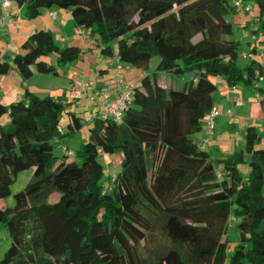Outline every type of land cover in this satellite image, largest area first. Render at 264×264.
Returning a JSON list of instances; mask_svg holds the SVG:
<instances>
[{
    "label": "trees",
    "instance_id": "obj_1",
    "mask_svg": "<svg viewBox=\"0 0 264 264\" xmlns=\"http://www.w3.org/2000/svg\"><path fill=\"white\" fill-rule=\"evenodd\" d=\"M7 1L27 19L50 8L68 11L101 55L144 76L121 120L93 119L87 142L73 153L64 150L61 160L53 144L82 128L80 117L68 112L61 132L67 104L27 91L0 103V119H8L0 125V203L18 174L31 172L13 207L0 206L11 241L0 264H264V126L260 133L248 126L243 150L216 162L195 137L216 106L212 78L264 94V59L258 70L236 67L239 41L227 21L245 14L243 28L264 43V0ZM236 2L250 11L241 13ZM251 53H258L255 46ZM80 56L76 47L58 46L49 30H36L11 62L0 56V78L11 67L24 80L56 75ZM161 74L172 77V86L158 83ZM100 153L121 154L107 188L100 183ZM243 163L245 176L238 169ZM53 194L58 198L50 204ZM230 219L238 242L228 256ZM155 229L167 243L149 259L141 243Z\"/></svg>",
    "mask_w": 264,
    "mask_h": 264
},
{
    "label": "crops",
    "instance_id": "obj_2",
    "mask_svg": "<svg viewBox=\"0 0 264 264\" xmlns=\"http://www.w3.org/2000/svg\"><path fill=\"white\" fill-rule=\"evenodd\" d=\"M67 12L68 11L62 12L58 8H50L49 10L42 11L35 19H27L23 16L21 8H19L16 4L10 3L8 7L3 8L0 0V18H5L6 20V24L0 28V31H3L5 36L9 38L10 44V48L8 46L9 49H7L8 52L6 55L17 52L19 47L16 48L15 45H17L18 41L20 40L22 43V41L28 38L32 32L40 29L49 30L53 34L54 40L58 46L76 47L81 51V56L77 61L57 68L56 75L54 76L58 79L61 78L58 74V71L60 70L63 74L62 78L67 83L57 86V90L55 92L49 90L48 87L41 84V80L45 81L48 75L35 74L31 78L24 80L18 75L17 71L11 67L8 74L0 78V103L7 106L14 101L22 99L24 97V93L27 91L28 93L37 94L43 98H55V101H61L62 103L67 104L68 108L65 109V114L68 112L75 115L79 114L82 117V119L80 118V121H82L81 123L89 124L93 122V119L99 118L102 111V99L99 92L102 91L107 93L109 99L114 100L122 90L116 85L118 79L122 80L124 85H136L139 83L144 74H142V71L138 69L131 68L126 64L120 63L123 69L120 71L118 77L114 76L113 71L118 65V60L115 57L109 58L101 55L99 48L96 47V44L89 35V32L75 26L71 18L67 17ZM51 14H55V17L52 18ZM20 18L22 20H20ZM238 18L243 19V17ZM248 19L249 18H244L239 25L243 27L245 25L244 23L248 22ZM13 43L15 44L14 49ZM164 76H168L169 80H172L170 75L161 74L158 78L159 84L161 83L160 77ZM87 81L95 83V90L83 93L81 99L79 100L71 99L69 97L71 89H73L77 83ZM216 88L217 91L214 101L219 113L218 118L220 115L222 116L225 114L224 116L227 124L233 126V128H235L234 124L236 123V118L238 119L237 125L239 123L243 125L245 121L248 123L251 118L253 120H261L264 122V94H260L259 99L256 101V99H254L256 91L253 89H249L247 91L246 89H237V87L229 88L225 85V83L220 86L218 85ZM59 92L62 93V100H59L57 94H55V97L52 98L54 93ZM90 97L95 99V106L90 104ZM247 108L248 110L245 111ZM228 110L232 111L231 113H235L236 115V118L233 117V122H231L227 117ZM241 112L243 113L242 115ZM66 122L67 119L62 122L64 127L66 126ZM248 125H253V123L250 122ZM216 126L214 129H216ZM223 131L226 132V130ZM220 139L221 136L218 133L217 136L214 137V140H209L207 144L209 147L208 151L214 145H218ZM59 142L60 140L56 141V143ZM64 150L71 152V150L62 147L61 151ZM222 155L223 156H221V158L225 159L231 154L227 151Z\"/></svg>",
    "mask_w": 264,
    "mask_h": 264
},
{
    "label": "rangeland",
    "instance_id": "obj_3",
    "mask_svg": "<svg viewBox=\"0 0 264 264\" xmlns=\"http://www.w3.org/2000/svg\"><path fill=\"white\" fill-rule=\"evenodd\" d=\"M60 11L64 12L65 10L60 9ZM244 15L245 14H242V16H244ZM67 17H70L69 12H67ZM232 19H233L232 17H227V21H229V22L234 21L235 25L233 28V38L239 41L238 56L236 59V67L237 68H244L245 66L252 64V66L255 68V70H258V64L259 63L261 64V62H262L260 55L262 53H264V43L260 42L261 37H253V35L249 31L245 30L242 26L239 25L240 22H242V20L244 18L243 19L242 18H235L233 20ZM20 20H22V19L20 18ZM249 42H252L253 43L252 46L256 47L257 52H258L257 54L251 53L252 46H251V44L249 45ZM14 45L15 44L13 43V49L15 46H16V48L19 47L21 45L20 40L18 41L17 45H15V46ZM8 46L10 48L9 38L5 36V33L3 31H0V56H7V61L11 62L13 53H9L8 55H6L8 52L7 49H9ZM243 55H247V58L243 57ZM45 61L48 64H54V60L52 57H46ZM157 61H158L157 58H153L150 61L149 69H148L149 72L153 71V68L157 64ZM59 69H62V68H59ZM58 74L61 78L58 79L54 75L53 76L48 75L46 77L45 81L41 80V82H42L41 84L48 87L49 90H52L53 92H55L57 90V86H61L62 84L67 83L62 78L63 74L60 70L58 71ZM142 74H143V72H142ZM160 79H161L160 84L162 86H165V87H169L170 85L172 86V82L169 80L168 76L160 77ZM173 80H175V78H173ZM212 81L214 82L216 87L218 85L220 86V85H223L225 83V81H223V79L221 77H214V78H212ZM225 85H226V83H225ZM236 87H237V89H240V90H242V89H246L247 91L249 90V88L243 87L242 85H237ZM55 94H57V96L59 97V100L63 99L61 92L54 93L52 95V98L55 97ZM256 94H254V99H256L255 98ZM53 100H55V98ZM256 101H257V99H256ZM67 108L68 107H66V109ZM246 110H248V108L245 109V111ZM242 114L243 113L241 112V115ZM224 115H222V116L220 115V117L216 119V122H215L217 124V126L215 124L216 129L213 130V134L209 137V140H214V137H216L217 134L219 133V135L221 136V139L218 142V145H214L213 147H211V149L209 151H208V149H209L208 145L205 146V149L210 153L211 159L214 162H216L218 160H222V158H221V156H223L222 154H224L227 151H229V154H232L233 152L243 150V147H244V144H243V142H244V131L246 130V128L248 126H250V125H248V124H250V122L253 123V126L256 128V131L258 133H260L262 131V126H264V122H262L261 120H253L252 118L249 119L248 123H246V121H245L243 123V125L241 123H239L237 125L238 119L236 118V115L234 113V114H232V117L236 118L235 119L236 123L234 124L235 128H233V126L227 124V121L225 120L226 118ZM77 116L82 119L81 115L78 114ZM66 119H67L66 114L63 113V115L60 118V122H59V127L61 128L62 133L66 131V128H65L66 126L64 127L63 123H62ZM7 121H8L7 117H3L2 119H0V125H4L5 122H7ZM218 121H219V123H218ZM93 127H94L93 123H89V124L84 123L82 125V128L78 132H75L74 134H71L67 137H63L59 143H54L53 144L54 145V155L59 160H61L62 158H65L63 151H61L62 147L71 150L72 153L79 150L81 148V146L87 142L88 136H89V129H91ZM223 130H226V132H224ZM198 136L200 138L205 136L203 129L200 133L195 135V137H198ZM98 158H99V162L101 163V165L103 167V177H102L100 183L102 184V186L104 188H107L111 185L112 178L115 177V175L117 174V172L120 168L121 154H115L113 156H107L106 157V155L100 153ZM72 159H73V156L67 158V160H69V161ZM238 169L243 176H245L247 174V164L243 163V164L238 165ZM30 177H31V172H22V173L18 174L16 181L12 184V186L10 188L11 195L8 196L3 201H1V203H0V206L2 208L13 207V205H14V197L13 196L15 194H17L18 192L23 190L24 186L27 184ZM57 198H58V195L53 194L49 198L48 203H50V204L54 203L57 200ZM225 238H227V240H228L227 255L229 256L232 253L233 248L237 245V242H238V230L235 226V223L231 219H230V223H229ZM223 240H224V237L219 238V241H223ZM166 243L167 242L164 240V238H162V235L160 234L159 230L155 229L151 233V235L147 239V241L145 243H141V251L145 257L151 259L150 253L152 251H155L157 249L165 247ZM10 244H11V241L8 237L7 230L2 225H0V260L3 258L5 252L10 247Z\"/></svg>",
    "mask_w": 264,
    "mask_h": 264
},
{
    "label": "built area",
    "instance_id": "obj_4",
    "mask_svg": "<svg viewBox=\"0 0 264 264\" xmlns=\"http://www.w3.org/2000/svg\"><path fill=\"white\" fill-rule=\"evenodd\" d=\"M9 4L10 3L7 0H1V6L3 8L8 7ZM235 5L237 6V8L241 9V13L250 11L249 7H242L239 2H236ZM51 17L54 18L55 14H51ZM4 24H5V18H0V28L4 26ZM261 58L264 59V56H261ZM122 69L123 68L120 62L118 61V65L113 71L114 76L118 77ZM116 85L118 88H121L122 90L114 100H110L107 93L102 91L99 92V95L102 99V105H101L102 111L100 113L101 119L110 118L117 122L120 121L124 114V111L131 102V94L135 85H124L122 80L120 79L117 80ZM94 90H95L94 82L92 81L80 82L77 83L73 89H71V91L69 92V97L73 100H79L81 99L83 93ZM255 98L258 99L259 98L258 95H256ZM89 102L91 105L94 106L96 105V101L94 98L90 97ZM218 116H219L218 110L216 106H213L205 119V123H204L205 136L202 137V139L200 140V145L202 148H204L208 144L209 137L213 134L215 122ZM227 116L229 120L233 122V117L230 110L227 111ZM231 220L234 221L233 219Z\"/></svg>",
    "mask_w": 264,
    "mask_h": 264
}]
</instances>
